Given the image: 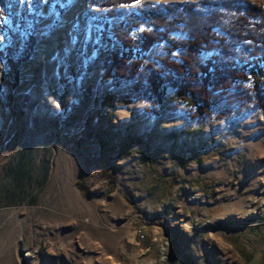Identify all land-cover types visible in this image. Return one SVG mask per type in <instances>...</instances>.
Segmentation results:
<instances>
[{"label": "rangeland", "instance_id": "obj_1", "mask_svg": "<svg viewBox=\"0 0 264 264\" xmlns=\"http://www.w3.org/2000/svg\"><path fill=\"white\" fill-rule=\"evenodd\" d=\"M106 1H0V264H264V84L237 83L199 115L168 87L156 114L135 81L104 78L113 43L101 40L134 15L139 38L150 9L186 38L187 2L218 13V34L250 60L257 27L244 8L262 9L264 31V0ZM52 39L58 51L33 65ZM24 52L12 86L9 56ZM22 162V180L7 176Z\"/></svg>", "mask_w": 264, "mask_h": 264}, {"label": "trees", "instance_id": "obj_2", "mask_svg": "<svg viewBox=\"0 0 264 264\" xmlns=\"http://www.w3.org/2000/svg\"><path fill=\"white\" fill-rule=\"evenodd\" d=\"M7 3L8 0H0ZM39 1V0H36ZM48 4L54 0H44ZM136 0H107L105 6L119 5L122 3H132ZM96 0H91V5H95ZM183 7L182 18L190 25L191 30L186 38H177L172 35V31L177 27V23L168 20L163 12L150 9L145 13V17L154 19V27L141 30L139 38L133 35V19L122 20L112 27L113 34L109 39V28L104 30L101 37L103 42L113 43V47L105 56L104 78L115 77L117 81H135L133 92L153 102V111L166 100L168 87L176 91L177 97L187 100L197 107L195 114H207L213 107L226 99L227 93L233 89L234 85L242 84L253 77L257 82L264 84V31H260V24L257 22L262 16L257 13L263 12L260 7L246 6L244 9L249 12L245 18H253L251 24L257 27L256 36L253 37V45L245 48L249 51L252 59L244 61L236 56V49L231 48V43L224 35L218 34L216 29L219 19L218 13L209 17H202L195 11L191 3H180ZM110 16L118 17L114 10H110ZM109 27V26H108ZM259 27V28H258ZM263 29V28H262ZM261 32V33H259ZM260 36V38H257ZM165 42L166 50L164 55H155L154 61L146 62V54L153 53L156 44ZM178 51L175 55L173 52ZM214 51L215 54L210 59H205L203 53ZM242 52V50H239ZM235 53V54H234ZM26 52L18 58L9 56L8 62L11 66L7 79L12 80V86H16L19 74L16 66L26 57ZM238 55V54H237ZM23 58V59H22ZM244 61V62H243Z\"/></svg>", "mask_w": 264, "mask_h": 264}, {"label": "built area", "instance_id": "obj_3", "mask_svg": "<svg viewBox=\"0 0 264 264\" xmlns=\"http://www.w3.org/2000/svg\"><path fill=\"white\" fill-rule=\"evenodd\" d=\"M69 22H70V19L69 17H66V16L59 20V23L64 30H66L65 28L69 25ZM63 34H64V37H66V34L65 33ZM50 41H51V44L44 45V46L43 45L41 46L40 44L39 50H35L36 53L34 52V55L32 56L30 60L33 65H37V66L40 65L42 62L47 61L51 53L58 51L61 45V41L59 39L54 40V41L52 39ZM142 237H144L143 234H142Z\"/></svg>", "mask_w": 264, "mask_h": 264}, {"label": "crops", "instance_id": "obj_4", "mask_svg": "<svg viewBox=\"0 0 264 264\" xmlns=\"http://www.w3.org/2000/svg\"><path fill=\"white\" fill-rule=\"evenodd\" d=\"M27 170H29V168L26 165H24V163L22 162L16 164V167L9 168V171H13V173H7V176L14 178L19 177L22 180L23 176H25L28 173L26 172Z\"/></svg>", "mask_w": 264, "mask_h": 264}]
</instances>
